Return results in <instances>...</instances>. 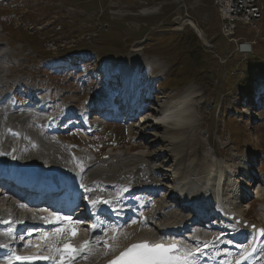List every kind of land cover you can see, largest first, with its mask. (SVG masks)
<instances>
[{
    "label": "rangeland",
    "instance_id": "1",
    "mask_svg": "<svg viewBox=\"0 0 264 264\" xmlns=\"http://www.w3.org/2000/svg\"><path fill=\"white\" fill-rule=\"evenodd\" d=\"M220 24L215 0H4L0 2L2 85L18 88L19 94L36 91L60 116L57 122L69 123L75 122L72 113L85 108L89 99L98 103L104 91L111 96L119 90L116 81L128 59L135 66L134 93L148 94L149 99L156 95L163 104L177 101L193 87L187 103L191 123L180 130L165 126L171 131L163 133L168 137L163 141L159 130H139L131 123L120 127L117 122L91 124L90 129L54 126L55 139L73 146L83 158L92 156L98 165L104 153L126 152L133 140L143 147L133 148L130 155L154 154L155 145L169 148L170 139H180L184 132L177 151H163L158 158L167 166H184L189 154L200 178L206 174L207 156H216L227 175L224 189L237 191L244 217L261 224L264 235V14L256 29L237 25L235 39L229 41ZM187 39L194 50L184 45ZM58 63L61 66L54 68ZM257 64L262 67L257 77L245 78ZM20 99L26 108L29 99ZM64 108L70 114L62 115ZM82 132L90 140H84ZM62 135L66 138L60 139ZM136 177L143 180L141 174ZM162 177H153L156 186ZM159 190L162 197L167 195L165 186ZM140 192L141 188L135 189L129 198L137 199ZM161 203L169 204L162 199ZM155 206L149 204L146 211ZM255 254L258 264H264V238L256 243Z\"/></svg>",
    "mask_w": 264,
    "mask_h": 264
},
{
    "label": "bare ground",
    "instance_id": "2",
    "mask_svg": "<svg viewBox=\"0 0 264 264\" xmlns=\"http://www.w3.org/2000/svg\"><path fill=\"white\" fill-rule=\"evenodd\" d=\"M231 33L232 31L229 32L228 35ZM0 51L3 52L2 49H0ZM3 55H6V53L4 52ZM1 58L2 57H0V62ZM133 63L134 62L128 59L127 62L125 61L121 64V75H123L125 78L126 86H128L127 84L129 82V80L127 81V79L130 78L131 73L133 72ZM111 81L112 80H110V82ZM1 86L3 87L4 85H2V78L0 77V87ZM193 93L194 88L190 87L175 102L163 104L159 102L162 107H155L153 110H150V113H152V117H154L155 122H146L144 126L141 125L142 128L140 129H143V127H145L147 128L146 130L152 132L159 130L160 132H158V135L160 136L163 135L162 133L168 134L169 131H171V128H165V126L168 125L177 126L179 130L181 128L184 129V127L189 125L192 120L189 113V109L187 107V103ZM30 96L37 97L34 95V92L31 93ZM144 98V96H140V103L143 102ZM134 99L137 100V97ZM91 100L93 99H89L90 106L93 108H99V102L97 103ZM148 100L149 99H145V102ZM81 111H84V109H82ZM3 112V103L0 102L1 163H6L9 161V159L16 158L20 162L28 163L30 166L33 167L36 166L44 170H54L55 174L59 173L61 176L65 175L67 177L71 174L73 176L75 175L78 177V179L76 182L72 183V186L76 187L77 191L82 189L83 191H87L89 193H111L114 196L117 194V191H121L120 197H124V190L128 189V193H131L134 189H136L134 188L135 186H133L131 182L138 181L137 178L140 179V177L136 176H139L141 174L143 177V180L141 181L142 188L144 187L143 185H145V187L149 186L150 189L153 188L154 190H156L165 186L167 188V191H171L174 193L175 198H167L170 202L169 204H159V207L154 211L153 214L147 215L144 224H146L147 221L150 220L148 224L151 226L145 227V234L143 233V231L139 232V226L137 224L139 217H137V223H135L133 226L126 225L125 227V229H127L133 237L128 238V235L118 236L113 245L115 248L121 245L122 248L118 249L111 256L101 257L99 254L100 252L94 253L96 254L97 258L94 259L91 264H104L106 260H110L116 257L124 248L128 247V245L134 242H145L148 244L150 243L152 245L157 244L161 240L160 238H157V236L158 234H160V228L162 226H182L185 223L191 221V218L194 217V212H198L197 215H202L201 209L203 208H205L206 213L209 212V210L215 209L217 213L222 214L220 215L214 213V216H216L214 217L215 220L219 218V216H221L220 218L222 220V222L218 224L219 228L218 230H216L215 233L218 236H225L226 234H229L228 227L236 226L238 228V231L237 233H235L234 237H240L241 240L243 239L242 236L247 234L246 230H250V232H248V235L250 237L248 243L243 246V244L245 243V239L241 240L238 243V245L243 250H246L249 246H255L256 240L261 238L262 236V231H260L259 227L254 226L252 223L247 224L242 220L244 214L241 210V207L239 206L241 196L237 194V191L233 189L231 192H227L224 189V184H222V181L226 177V172L223 171V168L221 167V162L216 158V156H207L208 159L205 162L207 167L206 174L200 178H197V164L193 159L190 158L191 155L189 157V154L188 159L186 160L187 164L184 166H167L164 161L158 158L159 155L163 154V151L174 154V152L177 151L175 147L177 148L178 146L182 145L181 143L183 141L180 140L183 139V136L185 135L183 134L184 132L182 133L183 136L180 139H170L169 148H161L159 144L155 145L156 147L154 145L151 146L155 147L153 151L154 154L152 153L147 155H130L129 151H131L133 148H137V151H142L143 147V145L137 144V140H133V142L130 143L132 145L128 144L130 146L127 148L126 152H121L117 154L109 153L108 159L100 158L98 165H96V161L92 162L89 157L83 158L81 154H78V164L76 165L77 167H74L68 161L66 154L63 152V146L60 143L50 139L43 140V138H41V135H44V132L42 134H37V132H34V130L31 128L32 126H34V123H32V115L26 114L25 112L20 113L19 111H14L10 115H6ZM65 112H68V110L66 109ZM119 113H121V111H119ZM113 117L117 118L119 117V114H116ZM59 126H62V124ZM86 127L90 128L91 126L87 124ZM51 130L52 127H50V131ZM10 132L14 133L13 137L10 136ZM167 138L168 137H166L165 139ZM87 159L90 160L89 163H85ZM84 163L88 166H85ZM224 165L234 175L236 174V169L233 170L232 167L228 166L227 164ZM150 167L153 168V170L150 169ZM156 174H163V177L159 182L160 186H156V181H154V178H151L154 177ZM239 175L240 174L236 176L238 177ZM146 176L148 178L147 180H144V177ZM131 179L133 180L131 181ZM197 183L199 184V187H197ZM111 190H113L114 192H111ZM5 196L6 195L0 192V202L5 198ZM8 201V199H5L3 203H0V211L3 209V207H6L9 204ZM175 202H177L178 208L173 209L172 206H174ZM230 206L233 207L232 209L235 213L234 216L229 217L232 220L231 223L226 217V211L229 210ZM196 207L200 208L198 209L199 211H196ZM197 215H195V217ZM185 227H187V225L184 226V228ZM250 233H254V235L252 236L250 235ZM231 241L232 240L227 241L228 245L231 244ZM53 243L54 239L51 240L50 244ZM232 253L233 252H229L226 249L220 250L221 260L223 264H234L232 263V261L229 260L232 257ZM202 255H204V252H201V254L199 255L194 254L188 256V259H190L193 264H211V261H209V256L206 257V261H201ZM224 256L227 259H225ZM103 258H105L106 260H104ZM243 262L247 264H252L254 262V255L252 254L247 256L242 261V263Z\"/></svg>",
    "mask_w": 264,
    "mask_h": 264
},
{
    "label": "snow or ice",
    "instance_id": "3",
    "mask_svg": "<svg viewBox=\"0 0 264 264\" xmlns=\"http://www.w3.org/2000/svg\"><path fill=\"white\" fill-rule=\"evenodd\" d=\"M83 187V185H82ZM92 206L95 207L97 203H110L107 200H92ZM45 222L55 223L63 222L66 227L57 228L53 234L45 233L40 237L42 241H49L54 237L59 238L62 234L70 233L69 239L77 235L76 225L81 223V221H73L71 216H60L56 214H49V216L41 217ZM32 246V245H29ZM107 246V244H106ZM0 247H5V245L0 244ZM39 247V245H35ZM49 251L52 253L50 256L46 257H33V256H11L9 258V264H12L13 260L18 261H32L34 259H45L52 260L53 264H73L76 257L80 256L82 253H87L91 251V244L89 241H85L79 247H73L71 243L65 242L64 247L60 248L54 244H49ZM177 250L175 244L165 246L163 244L149 245L148 243H142L133 245L127 251L122 252L120 256L109 261V264H193V262L187 257H178L171 255L172 252ZM193 253H187V256H191Z\"/></svg>",
    "mask_w": 264,
    "mask_h": 264
},
{
    "label": "built area",
    "instance_id": "4",
    "mask_svg": "<svg viewBox=\"0 0 264 264\" xmlns=\"http://www.w3.org/2000/svg\"><path fill=\"white\" fill-rule=\"evenodd\" d=\"M264 0H217L218 11L223 24V32L228 35L234 29L233 23L240 21L252 24L260 18V8Z\"/></svg>",
    "mask_w": 264,
    "mask_h": 264
},
{
    "label": "trees",
    "instance_id": "5",
    "mask_svg": "<svg viewBox=\"0 0 264 264\" xmlns=\"http://www.w3.org/2000/svg\"><path fill=\"white\" fill-rule=\"evenodd\" d=\"M193 37H194V39L195 40H197V37H195L194 35H192ZM184 45L185 46H189V48L190 49H192V50H194V48H195V45L192 43V41H191V39H187V41H186V44L184 43ZM194 61H198L197 59H195ZM254 68V73L252 74H250L249 72H247L245 75H246V77L245 78H247L249 75L252 77V75L254 76V78L255 77H257V74H258V71L260 70V69H262V67H261V65L260 64H257V65H254L253 67H252V69ZM254 86V85H253Z\"/></svg>",
    "mask_w": 264,
    "mask_h": 264
}]
</instances>
